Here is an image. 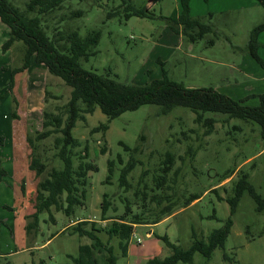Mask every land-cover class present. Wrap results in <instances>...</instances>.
<instances>
[{
    "label": "rangeland",
    "instance_id": "rangeland-1",
    "mask_svg": "<svg viewBox=\"0 0 264 264\" xmlns=\"http://www.w3.org/2000/svg\"><path fill=\"white\" fill-rule=\"evenodd\" d=\"M8 1L23 12L30 0ZM132 2L137 8L145 7L154 18L126 20L121 13L108 19L107 11L115 9L119 0H65L60 9L42 16L41 21L48 36H54L56 29L62 33L76 31L81 38L99 33L96 54L79 60L85 70L98 74L109 71V76L119 82L143 85L161 78L164 69L170 80L184 87H211L226 96L232 93L231 99L243 101L246 106H258L264 88L248 97L244 92L248 85L262 84L256 83L258 76L252 71L257 68L264 72L246 50L253 29L264 23V8L257 0H189L190 16L211 28L194 43L172 32L159 18L178 13L180 0ZM78 11L81 16H72ZM8 38L9 28L0 20V167L4 169L12 149L17 168L11 180L6 174L0 181V264L70 263V258L78 256L80 245L93 244L88 237L78 235V221L94 222L84 229L90 230L93 224L100 230L94 233L112 246L115 264H147L151 258L162 259L170 254L163 237L188 249L193 232L207 241L210 232L222 228L228 219L231 227L223 248L215 249L209 259L195 253L191 263L185 264H264V213L255 210L247 192L232 215L226 201L233 196L234 185L243 174L258 194L263 192L260 128L250 121L228 120L224 115L207 114L214 116L216 123L212 132L204 135L188 108L177 107L162 115L158 106L145 105L108 122L95 107L84 121L77 120L71 131L79 142L72 151L73 169L81 162L95 167L87 173L83 204L74 206L69 215L54 207L36 214L38 183L46 175L38 174L34 154L43 151L42 158L52 156L54 139L60 136L57 133L40 139L42 116L50 112L65 120L64 106L71 88L45 68L46 75L35 66L28 73L32 62L11 76L23 66L25 52L21 41L12 44L7 54L2 52ZM256 46V54L264 62V30L257 33ZM27 84L36 93L45 86L48 96L31 104ZM103 124L107 125L105 132H91ZM104 143L106 152L101 154ZM85 152L87 157L80 159ZM166 153L174 156V162L164 176L162 161ZM131 159L136 163L127 176L131 188L125 191L118 180L121 169ZM109 161L114 163L113 173L106 181ZM49 168L61 170L63 164L54 157ZM159 176L165 184L156 189L154 179ZM136 190H144L147 196L142 199L138 195L136 199ZM103 195L111 202L106 212L110 219L105 221L101 220ZM166 196L173 202L170 214L154 225L136 226L123 256L119 240L109 238L106 229L123 215L127 201L131 209L128 217L140 215L146 222L157 220L167 199L157 209L154 198ZM194 197L198 199L192 201ZM93 256L99 264H106L108 254L104 250L95 249Z\"/></svg>",
    "mask_w": 264,
    "mask_h": 264
},
{
    "label": "trees",
    "instance_id": "trees-1",
    "mask_svg": "<svg viewBox=\"0 0 264 264\" xmlns=\"http://www.w3.org/2000/svg\"><path fill=\"white\" fill-rule=\"evenodd\" d=\"M64 1L30 0L25 10L21 12L11 5L8 0H0V20L9 28V38L2 44V52H6L15 41H21L25 46L23 66L15 69L11 76L27 68L33 58L36 64H42L49 74L59 77L66 86L71 88L70 98L64 106L65 120H63L62 115L50 112H44L42 116L40 139H46L54 134H60V136L54 139L53 148L55 152L52 156L36 159L38 161H36L34 167L37 169L38 174L46 175L45 179L38 183L36 214L49 211L51 207H54L57 211H63V213L69 215L74 206L83 204L87 173L95 170V167L81 162L76 169H73L72 151L79 146V142L72 136L71 131L76 121H84L85 116L92 114L95 107H98L101 113L107 117L108 122L124 112L135 111L145 105L158 106L162 115L177 107L188 108L195 115L194 122L203 128L204 135L211 133L216 123V118L207 116V114L224 115L228 120L236 118L246 122L250 121L260 128L264 159V93L258 96V106L251 107L244 105L243 101H236L220 94L211 87H184L182 84L170 80L164 69H162L161 78L143 85L119 82L109 76V71L105 74H98L94 71L85 70L81 67L79 60H87L88 57L96 54L94 48L98 44L99 33L91 32L81 38L76 31L62 33L56 29L54 36H48L41 21L42 16L60 9ZM152 1L156 3L160 0ZM257 1L264 8V0ZM188 3L189 0H180L181 9L178 13L175 11L167 17L159 16V18L165 22V25L172 32L183 35L190 43H194L211 31V28L209 25L201 23L198 19L190 16ZM32 13H34V17H30ZM121 13L126 20L130 17L154 18L145 7L137 8L132 0H119V5L115 9L108 10L106 17L110 19ZM72 14L74 17L81 16L80 11ZM262 30H264V23L253 29L246 50L264 69V62L256 54V35ZM12 86L11 81L9 87L12 89ZM45 96H48L47 90ZM51 98L58 99L57 96ZM106 129L107 125L103 124L92 129L91 132L99 130L105 132ZM0 141H2V138H0ZM125 150H128V148L125 147ZM105 152L106 145L104 143L100 147V153L104 154ZM54 157L61 160L63 164L61 170L49 168L50 160ZM86 157L87 152L80 155V159ZM173 162L174 156L166 153L162 161L164 176L170 170ZM135 163L136 161L131 159L120 171L118 184L125 191L131 188L127 176ZM113 166V161H109V174L106 181L110 180ZM6 174V171L0 167V181ZM262 181L263 192L258 194L248 182L247 175H241L234 185L233 196L226 200L230 206L231 215L235 212L244 192H247L253 200L255 210L264 213V170ZM164 184L165 179L162 176L154 179L156 189H161ZM133 195L136 199L138 195H141L142 199L147 196L144 190H136ZM164 199H167V205L160 208L158 213L160 218L157 220L146 222L140 215L128 217L131 214V209L127 201L123 215L115 218L116 220L106 229L105 233L109 238L116 237L119 240L118 246L123 256L126 255L128 241L137 225L156 224L164 215L170 214L173 205L171 197L154 198L156 207L159 209ZM195 199L198 198L194 197L192 201ZM110 205L111 202L108 196L103 195L100 205L102 221L110 219L106 217ZM87 223L94 222L78 221L76 230L79 236L88 237L93 241V244L80 245L78 256L70 258L71 262L68 264H99L93 256L95 249L104 250L108 254L106 264H115L112 246L108 243L104 244L95 235L100 230H96L93 224H91L90 230L84 229ZM230 227L231 219H228L222 228L210 232L207 241L198 239L196 233L193 232L191 235L192 243L188 249L171 244L166 237H163V242L171 250L170 254L162 259L151 258L147 261V264L191 263L195 253L209 259L215 249L223 248Z\"/></svg>",
    "mask_w": 264,
    "mask_h": 264
},
{
    "label": "crops",
    "instance_id": "crops-1",
    "mask_svg": "<svg viewBox=\"0 0 264 264\" xmlns=\"http://www.w3.org/2000/svg\"><path fill=\"white\" fill-rule=\"evenodd\" d=\"M15 42H18V41H15ZM15 42H13V44L15 43ZM8 51L9 50H7L6 51V53L5 54H7L8 53ZM24 52H25V46H24ZM23 58V57H22ZM250 58V57H249ZM253 59V58H252ZM251 58H250V60L251 61H253ZM33 61H34V59L32 58L31 59V62H32V64H31V66L28 68V70H27V72L29 73V71L30 70H32L33 68H34V66H35V68H40L41 69V72H43V73H45V75H46V72H45V70H44V66L42 65V64H36L35 62L33 63ZM253 63V62H252ZM21 64H22V62H21ZM46 69V68H45ZM254 74H255V76H258L256 79H254V80H256V83L258 84L259 83V81H260V83H262L261 85H256L255 87L254 86H251V85H248V84H244V86H246V85H248V89H245L244 90V92L246 93V96L248 97V96H252V95H249L250 93H257V92H260V91H262V89L261 88H264V72H262V71H259V70H257V68L255 69V70H253L252 71ZM30 79V78H29ZM26 87H28V90H27V92L28 91H30L29 92V94H28V97H27V99L29 100V101H31V104H34V102H39V101H44V96H45V86L44 87H41V89L36 93V92H34V91H32V90H30L31 89V86L30 85H26ZM14 88V87H13ZM12 93H13V90H12ZM222 94V93H221ZM227 95H228V97L229 96H231L232 95V93H227ZM14 96V95H13ZM246 97V98H247ZM38 100V101H37ZM255 101V100H254ZM255 105V104H254ZM262 151H263V149H262ZM261 151V152H262ZM43 152V151H42ZM41 151L40 152H36L35 154H34V156L38 159L39 157H41L42 156V153ZM13 153H15L12 149H11V151H10V153H8L10 156H9V161L7 162V163H5L4 164V170L6 171V173H7V175H8V178L11 180L12 179V174H15L16 173V171H17V168H16V165H15V158L13 157ZM44 153V152H43ZM38 155H39V157H38ZM6 161V160H5ZM8 164V165H7ZM13 164H14V166H13ZM1 185V184H0ZM154 225V224H153ZM138 226V225H137ZM140 226H151V225H149V224H144V225H140ZM149 233H151V231H149L148 232V235H149Z\"/></svg>",
    "mask_w": 264,
    "mask_h": 264
}]
</instances>
